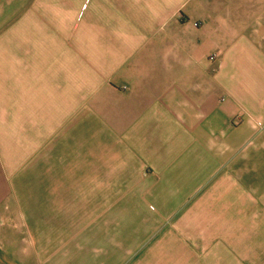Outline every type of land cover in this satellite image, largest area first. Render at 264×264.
Listing matches in <instances>:
<instances>
[{"label": "crops", "instance_id": "obj_1", "mask_svg": "<svg viewBox=\"0 0 264 264\" xmlns=\"http://www.w3.org/2000/svg\"><path fill=\"white\" fill-rule=\"evenodd\" d=\"M0 227V264H264V0H0Z\"/></svg>", "mask_w": 264, "mask_h": 264}, {"label": "built area", "instance_id": "obj_2", "mask_svg": "<svg viewBox=\"0 0 264 264\" xmlns=\"http://www.w3.org/2000/svg\"><path fill=\"white\" fill-rule=\"evenodd\" d=\"M217 57V55H213L212 57H211V59H215Z\"/></svg>", "mask_w": 264, "mask_h": 264}, {"label": "rangeland", "instance_id": "obj_3", "mask_svg": "<svg viewBox=\"0 0 264 264\" xmlns=\"http://www.w3.org/2000/svg\"><path fill=\"white\" fill-rule=\"evenodd\" d=\"M1 228V227H0Z\"/></svg>", "mask_w": 264, "mask_h": 264}]
</instances>
